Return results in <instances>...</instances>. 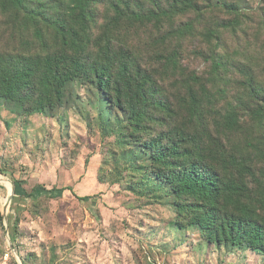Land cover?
I'll use <instances>...</instances> for the list:
<instances>
[{
    "label": "rangeland",
    "instance_id": "obj_1",
    "mask_svg": "<svg viewBox=\"0 0 264 264\" xmlns=\"http://www.w3.org/2000/svg\"><path fill=\"white\" fill-rule=\"evenodd\" d=\"M97 1L106 8L114 0ZM124 1L150 7L146 0ZM172 1L160 0L159 5L167 8ZM222 3L240 11L233 29L223 27L232 15L223 12ZM196 4L194 13L119 30L115 42L151 75L159 97L179 122L188 118L186 92L197 87L191 75L212 80L217 87H209L202 100L211 130L216 113H223L227 103L235 106L244 100L240 86L248 69L264 83V0ZM100 9L93 37L104 21ZM7 15L0 13V54H18L23 32L16 24L8 25ZM186 22H192L190 33L178 35ZM208 30L215 31L210 39ZM168 57L174 58L173 64ZM214 63L219 64L216 78L211 77ZM72 92L75 104L63 105L50 116L19 115L0 107V264H264V257L254 252L207 243L198 229L188 227L185 216L179 220L164 191L151 190L145 196L131 192L134 182L124 177L122 162L103 163L106 148H115L110 145L113 138H102L90 121L97 114L95 101L77 83ZM235 110L241 125L251 126L245 108ZM236 136L226 144L229 152L234 144L244 147ZM250 136L257 137V130ZM25 193L40 197L23 200L16 208L14 199ZM15 211L13 249L8 226Z\"/></svg>",
    "mask_w": 264,
    "mask_h": 264
},
{
    "label": "trees",
    "instance_id": "obj_2",
    "mask_svg": "<svg viewBox=\"0 0 264 264\" xmlns=\"http://www.w3.org/2000/svg\"><path fill=\"white\" fill-rule=\"evenodd\" d=\"M146 1L150 7L114 0L105 8L97 0H0V13L8 14V25L16 24L23 32L22 51L0 54V107L19 115L50 116L75 101V83L85 87L96 104L92 125L102 138H113L110 145L115 151L106 148L103 163L122 162L124 177L134 182L131 192L145 196L152 195L151 190L164 191L179 220L185 216L188 227L198 229L207 243L264 257V83L248 69L240 86L244 100L235 106L227 103L223 113H216L210 130L202 100L208 97V88L217 85L191 75L197 87L189 88L183 101L188 118L175 120L151 75L115 42V34L194 13L197 4L173 0L162 8L160 0ZM99 7L104 21L93 37ZM221 8L232 15L223 27L233 29L240 11L225 3ZM191 26L192 22L184 23L178 35L189 34ZM214 34L208 30L205 36L210 39ZM167 59L173 64V57ZM218 70L214 63L212 78ZM236 107L245 108L251 126L241 125ZM255 130L258 136L251 137ZM232 135H238L235 138L242 139L244 147L234 144L229 152ZM39 197L19 195L15 207ZM16 211L8 226L13 249Z\"/></svg>",
    "mask_w": 264,
    "mask_h": 264
},
{
    "label": "water",
    "instance_id": "obj_3",
    "mask_svg": "<svg viewBox=\"0 0 264 264\" xmlns=\"http://www.w3.org/2000/svg\"><path fill=\"white\" fill-rule=\"evenodd\" d=\"M11 194H12V193H11ZM10 197H11V196H10ZM10 197H9V198H10Z\"/></svg>",
    "mask_w": 264,
    "mask_h": 264
}]
</instances>
